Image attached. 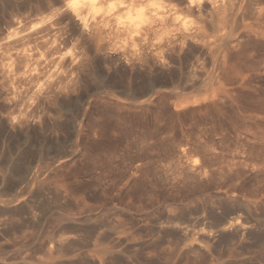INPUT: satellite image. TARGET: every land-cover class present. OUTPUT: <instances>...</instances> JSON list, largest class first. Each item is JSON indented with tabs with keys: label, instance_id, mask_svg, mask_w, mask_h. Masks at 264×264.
<instances>
[{
	"label": "rangeland",
	"instance_id": "rangeland-1",
	"mask_svg": "<svg viewBox=\"0 0 264 264\" xmlns=\"http://www.w3.org/2000/svg\"><path fill=\"white\" fill-rule=\"evenodd\" d=\"M258 23L260 35L230 55L229 87L213 79L210 52L196 54L182 64L195 63L196 75L146 108L90 96L77 110L79 133L66 119L55 134L10 139L0 194L20 196L31 212L0 209V264H264V14ZM198 92L200 103L174 111ZM238 216L250 232L207 250L159 228L173 218L196 234Z\"/></svg>",
	"mask_w": 264,
	"mask_h": 264
},
{
	"label": "bare ground",
	"instance_id": "bare-ground-1",
	"mask_svg": "<svg viewBox=\"0 0 264 264\" xmlns=\"http://www.w3.org/2000/svg\"><path fill=\"white\" fill-rule=\"evenodd\" d=\"M25 10L28 14H21ZM263 14V0H0V155L10 139L52 135L67 120L79 133L83 120L77 110L90 96L148 107L164 87L185 84L196 75L195 63L182 67L196 54L210 52L213 79L226 85L231 53L245 37L260 35ZM247 16L253 23H246ZM227 43L230 47L223 49ZM201 96L198 92L178 100L174 111ZM3 171L0 186L5 184ZM0 209L13 218L31 212L20 196L6 194H0ZM159 228L176 232L182 242L192 240L188 248L199 251L214 247L225 234L242 238L251 230L242 216L191 235L173 218ZM63 246L59 254L74 245ZM109 249L97 251L105 255Z\"/></svg>",
	"mask_w": 264,
	"mask_h": 264
}]
</instances>
